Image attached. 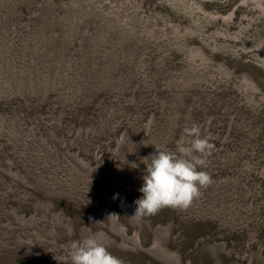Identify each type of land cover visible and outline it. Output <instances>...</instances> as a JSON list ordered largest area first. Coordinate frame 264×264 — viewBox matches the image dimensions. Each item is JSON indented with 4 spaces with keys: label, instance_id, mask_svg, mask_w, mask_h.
I'll return each instance as SVG.
<instances>
[{
    "label": "rangeland",
    "instance_id": "374dc122",
    "mask_svg": "<svg viewBox=\"0 0 264 264\" xmlns=\"http://www.w3.org/2000/svg\"><path fill=\"white\" fill-rule=\"evenodd\" d=\"M241 1L0 0V264H71L87 232L123 264H160L121 247L107 206L145 248L143 220L162 226L179 264H264V11ZM193 124L213 183L135 222L143 158ZM39 209L42 223H14Z\"/></svg>",
    "mask_w": 264,
    "mask_h": 264
},
{
    "label": "clouds",
    "instance_id": "9594fccd",
    "mask_svg": "<svg viewBox=\"0 0 264 264\" xmlns=\"http://www.w3.org/2000/svg\"><path fill=\"white\" fill-rule=\"evenodd\" d=\"M245 3L264 11V0H245ZM184 132L191 139L179 145L176 152L155 147V154L143 158L146 167L139 189L142 196L134 202L136 209L131 219L155 215L165 206L187 208L200 198L202 189L213 183L210 173L202 170L207 166L206 156L212 148L211 143L201 135L196 124L186 127ZM117 196L114 195L113 199ZM69 256L71 264H123L98 234L72 241Z\"/></svg>",
    "mask_w": 264,
    "mask_h": 264
},
{
    "label": "bare ground",
    "instance_id": "6f19581e",
    "mask_svg": "<svg viewBox=\"0 0 264 264\" xmlns=\"http://www.w3.org/2000/svg\"><path fill=\"white\" fill-rule=\"evenodd\" d=\"M241 3L245 4V0H242ZM245 5H248V4H245ZM215 16L219 17L220 19H224L225 18V16L223 14H217ZM228 17L229 18L231 17L230 13L226 16V18H228ZM218 31H219V34L223 33L220 30H218ZM243 80L245 82V83H243L245 86H248V87L252 88L253 90L256 89L253 80L250 79L248 76H243ZM131 212H132V215H133L135 211L133 209H131ZM108 213H109L110 218H111L110 226L112 227V229H114L116 232L120 233L127 240L131 241L133 244H135L136 246H138V247H140L142 249L143 246L138 242V239H137V236H136V232H134L133 235H128L126 232H124L123 225H121V223H119L118 219L116 220L115 216L112 215L110 207L108 208ZM14 214L17 215L16 212H14ZM16 218L19 219L20 221L24 222V224H26V225H33L35 223L34 218L31 217V216L30 217H24L23 215H17ZM138 219H134V221L136 222V220H138ZM55 220H56V222L59 223L58 225L65 226L67 229L70 228L69 224L62 223L63 222L62 218L58 217ZM95 220H96V218H95ZM160 230L161 231L163 230L162 226H158V228H157V231H156L157 236H156V239L154 241V244L151 247H149V248H145L144 247L143 249L148 250L153 255H155L156 257H158L160 259H162L163 261H165L168 264H178L179 254L178 253H173V252L167 250V248L160 243L161 236L158 234V232H160ZM85 231H87V230H85ZM96 234L99 235L100 239L103 242L107 241V235L104 232H100V233H96ZM86 235L87 236H91V235H93V233L87 232ZM70 243H69V245H70ZM127 243H128L127 241L123 240V241H121V246L125 247V248H130V249L133 248ZM216 246H217L218 249H220L222 247L220 244H217Z\"/></svg>",
    "mask_w": 264,
    "mask_h": 264
},
{
    "label": "water",
    "instance_id": "95a60500",
    "mask_svg": "<svg viewBox=\"0 0 264 264\" xmlns=\"http://www.w3.org/2000/svg\"><path fill=\"white\" fill-rule=\"evenodd\" d=\"M242 2V1H241ZM235 9V8H234ZM231 13H232V11H231ZM205 16L206 17H209V18H212V17H210L208 14H205ZM219 19V18H218ZM222 19H220V21H221ZM217 33V32H216ZM224 34V33H223ZM88 141V140H87ZM75 144V143H74ZM74 144H73V146H74ZM90 145V144H89ZM77 147L79 148V146L77 145ZM73 152H75L76 154H79V152H78V149H77V151H73ZM119 150H117V154H119ZM70 156V155H69ZM70 157H72V156H70ZM79 157L81 158V156L79 155ZM73 158V160L76 162V164L78 165V166H80L81 168H84V169H88V171H92V172H94V169H97L96 168V158H95V164H91V168H89V167H87V166H83L75 157H72ZM83 159V158H82ZM97 160H99V159H97ZM87 161V160H86ZM89 162V161H88ZM90 163V162H89ZM96 175V174H95ZM61 187H63L62 185H61ZM102 197H104V195H101ZM105 198V197H104ZM108 207V206H107ZM105 208V210H102V212L101 211H99L98 212V217L100 218V215H102L103 214V212H104V215H105V217L107 218V220H108V226H107V229H108V232H112V233H114L115 235H117L120 239H121V241H123V240H125V241H127V242H129V243H131V246L134 248H131V250H133V251H140L141 253H145V254H147V255H149L151 258H153L154 260H156V261H159L160 262V264H168V263H166L165 261H163L162 259H160V258H158V257H156L155 255H153L151 252H149L148 250H146V249H143L145 246H143L142 244H141V241L139 240V237H138V233H137V239H138V242L143 246V248L141 249L140 247H138V246H136L135 244H133L131 241H129V240H127L125 237H123L120 233H118V232H116L114 229H112L111 228V226H110V215H109V213H108V208ZM88 208H89V206H88ZM95 208V207H94ZM89 209H91V208H89ZM96 209V208H95ZM40 211H41V213L39 214V216H37L36 218H34L35 220V223L36 224H40V223H42V221H44V219H46V214L47 213H49V209L48 210H41V209H39ZM14 211V210H13ZM13 211L11 212L12 213V217L15 219V221L16 222H14L15 224L17 223V225H21V226H24V227H31L30 225H26V224H24L22 221H20L19 219H17L16 217H15V215H14V213H13ZM89 211V210H88ZM87 211V212H88ZM111 212H112V210H111ZM23 215H24V213H22ZM88 214V213H87ZM94 214H96V212H94ZM112 214H113V212H112ZM33 215H35V213L33 214ZM33 215H31V217H34ZM113 216H115V215H113ZM28 217H30V216H28ZM87 217V216H86ZM88 218V217H87ZM115 219L117 220L118 219V217L117 216H115ZM140 219V218H139ZM47 220V219H46ZM100 221H101V219H100ZM119 221V220H118ZM90 222H92L91 224H101V222L100 223H97V221H95V220H91ZM55 225H57L58 227H61V226H59L58 224H56V223H54ZM148 224H149V222H148ZM147 224V222L145 221V220H143V227H146L148 230H150V232L152 233V239H151V244H150V246H147L146 248H149V247H151L153 244H154V241H155V239H156V236H157V233H156V231H157V228H158V226L157 227H154V228H152L151 226H149ZM35 225V224H34ZM123 227H124V232H126L127 233V227L126 226H124L123 225ZM169 229L170 228V226H169V224L167 225V227L165 226V229ZM64 229H66V227H64ZM71 229V228H70ZM67 230V229H66ZM160 232H161V230H160ZM160 232H158V234L160 233ZM169 232V231H168ZM168 232H166V234H168ZM105 233V232H104ZM106 235H107V233H105ZM128 234V233H127ZM129 235V234H128ZM133 235V234H132ZM108 236V235H107ZM70 242H72V241H70ZM69 242V243H70ZM68 248L66 249L67 251H68V253H69V244H67L66 245ZM122 247V246H121ZM128 249H130V248H128ZM63 250H65L64 248H63ZM65 250V251H66ZM218 252H220V253H222V254H224V255H230L228 252H227V250H226V248L224 249V250H218ZM221 257V256H220ZM64 257L63 256H59V255H57V256H55V254H54V256L52 257L51 256V258H50V260L51 261H54V263H56V262H61V261H64V260H67V258L66 259H63ZM69 259V258H68ZM218 261H219V263H220V258L218 257ZM179 262L180 261H178V264H179ZM189 264V263H188Z\"/></svg>",
    "mask_w": 264,
    "mask_h": 264
}]
</instances>
